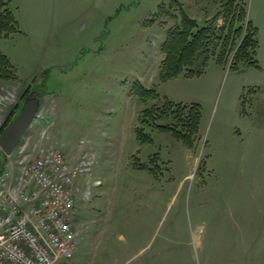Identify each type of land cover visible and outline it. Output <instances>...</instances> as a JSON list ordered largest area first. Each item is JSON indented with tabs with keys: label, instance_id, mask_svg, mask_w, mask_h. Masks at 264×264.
Listing matches in <instances>:
<instances>
[{
	"label": "rangeland",
	"instance_id": "rangeland-1",
	"mask_svg": "<svg viewBox=\"0 0 264 264\" xmlns=\"http://www.w3.org/2000/svg\"><path fill=\"white\" fill-rule=\"evenodd\" d=\"M238 2L257 28L259 64L264 0ZM10 6L18 31L0 36V51L16 77L0 80V127L26 90H38V117L24 140L62 150L71 165L85 153L91 160L76 177L79 234L66 264H264V69L232 62L234 52L220 62L218 43L196 56L193 75H160L161 45L182 12L218 29L221 1ZM137 83L159 99L141 98ZM166 100L199 105L191 147L158 127L171 116L142 123L147 108Z\"/></svg>",
	"mask_w": 264,
	"mask_h": 264
},
{
	"label": "built area",
	"instance_id": "built-area-1",
	"mask_svg": "<svg viewBox=\"0 0 264 264\" xmlns=\"http://www.w3.org/2000/svg\"><path fill=\"white\" fill-rule=\"evenodd\" d=\"M24 139L0 162V264H64L79 234L76 177L91 160L71 165L62 150Z\"/></svg>",
	"mask_w": 264,
	"mask_h": 264
},
{
	"label": "trees",
	"instance_id": "trees-1",
	"mask_svg": "<svg viewBox=\"0 0 264 264\" xmlns=\"http://www.w3.org/2000/svg\"><path fill=\"white\" fill-rule=\"evenodd\" d=\"M223 5V25L218 29L211 25L201 26L195 19L187 16L184 12L181 15L179 26L170 30L161 45L163 58L161 60L160 75L166 81L175 78L186 72L193 75L191 65L196 56L200 53L209 55L214 53L211 49L213 44L221 43L222 50L219 52L218 60L223 62L226 56L234 52L232 62L238 59H251L250 64L259 68L257 60L252 56L256 53L258 42L256 40L257 28L248 20L246 5L238 0H219ZM18 31V24L10 0H0V36H8ZM16 77L15 68L9 58L0 51V80L11 81ZM137 95L146 99L147 97L159 99L154 90L143 87L137 83L134 87ZM23 94L24 99L26 93ZM41 100V98H40ZM157 103L144 111L142 123L155 120L156 117H170L171 123L158 126L164 131H172L173 135L181 140L184 145L191 147L198 134L199 126V105L191 107L179 103H172L166 100L163 109ZM21 104H16L10 116L4 121L0 128V133L10 123L12 118L19 111ZM137 135L141 141H145L146 136L142 132L143 127H137Z\"/></svg>",
	"mask_w": 264,
	"mask_h": 264
},
{
	"label": "water",
	"instance_id": "water-1",
	"mask_svg": "<svg viewBox=\"0 0 264 264\" xmlns=\"http://www.w3.org/2000/svg\"><path fill=\"white\" fill-rule=\"evenodd\" d=\"M40 105L38 90H31L25 95L18 113L0 134V149L6 155L11 154L22 135L37 118Z\"/></svg>",
	"mask_w": 264,
	"mask_h": 264
},
{
	"label": "crops",
	"instance_id": "crops-1",
	"mask_svg": "<svg viewBox=\"0 0 264 264\" xmlns=\"http://www.w3.org/2000/svg\"><path fill=\"white\" fill-rule=\"evenodd\" d=\"M247 18L253 25L255 24L250 13H249V10H247ZM258 61H259V66H260L259 69L261 68L263 70L264 69V64H263L264 63V51L262 53L261 59H258Z\"/></svg>",
	"mask_w": 264,
	"mask_h": 264
},
{
	"label": "flooded vegetation",
	"instance_id": "flooded-vegetation-1",
	"mask_svg": "<svg viewBox=\"0 0 264 264\" xmlns=\"http://www.w3.org/2000/svg\"><path fill=\"white\" fill-rule=\"evenodd\" d=\"M76 217H78V216H76ZM74 222H75V217H74Z\"/></svg>",
	"mask_w": 264,
	"mask_h": 264
}]
</instances>
